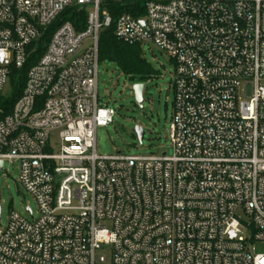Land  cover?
Wrapping results in <instances>:
<instances>
[{
  "label": "built area",
  "instance_id": "2783aa9c",
  "mask_svg": "<svg viewBox=\"0 0 264 264\" xmlns=\"http://www.w3.org/2000/svg\"><path fill=\"white\" fill-rule=\"evenodd\" d=\"M107 2L141 7L113 17ZM71 9L83 27L59 20ZM112 26L175 66L171 154L97 152L117 113L98 92ZM25 68L0 107V161L38 214H9L0 264H264L250 250L264 242V0H0V94Z\"/></svg>",
  "mask_w": 264,
  "mask_h": 264
},
{
  "label": "rangeland",
  "instance_id": "374dc122",
  "mask_svg": "<svg viewBox=\"0 0 264 264\" xmlns=\"http://www.w3.org/2000/svg\"><path fill=\"white\" fill-rule=\"evenodd\" d=\"M143 55L149 65L155 70L154 77L147 79L144 91L143 109L135 103L133 86L135 83L123 72L117 64L110 60L100 61L98 92L100 103L116 108L114 123L99 127L97 130V152L100 155L121 156H151L171 154L172 146L169 137V127L173 116L174 89L173 78L175 66L167 53L153 43L142 46ZM11 80L7 81L0 98L13 96ZM144 130L143 140L135 134V127ZM52 147L56 150L55 142ZM20 169L18 163L9 161L0 172V206L2 207V222L0 228L7 224L12 211L26 218L30 207L38 214V205L19 182ZM249 233L248 230H245ZM252 253L264 254V242H256L250 246Z\"/></svg>",
  "mask_w": 264,
  "mask_h": 264
},
{
  "label": "trees",
  "instance_id": "16d2710c",
  "mask_svg": "<svg viewBox=\"0 0 264 264\" xmlns=\"http://www.w3.org/2000/svg\"><path fill=\"white\" fill-rule=\"evenodd\" d=\"M103 7L107 9L113 17L122 13H131L140 9L141 4L136 3H116L107 2ZM143 9V8H142ZM86 19L84 11L77 12L71 9L62 14L59 20L70 21L77 29L83 27ZM100 61L110 60L117 64L121 72L128 76L133 82L144 83L147 79L155 76V70L149 65L143 55L142 45L128 44L119 40L114 31V27H108L102 30L99 43ZM37 58V57H36ZM34 61L35 62V59ZM31 65V63H29ZM28 68V66H27ZM27 68L24 70H15L11 77V87L13 96L9 98H0V107H11L25 85V75Z\"/></svg>",
  "mask_w": 264,
  "mask_h": 264
},
{
  "label": "water",
  "instance_id": "95a60500",
  "mask_svg": "<svg viewBox=\"0 0 264 264\" xmlns=\"http://www.w3.org/2000/svg\"><path fill=\"white\" fill-rule=\"evenodd\" d=\"M133 92L135 97V103L139 105L143 109V102H144V91H145V84L144 83H135L133 86ZM135 134L139 138L140 141L143 140L144 137V130L142 127L137 126L135 127ZM120 153V151H118ZM4 169V162L0 161V171ZM1 207H0V215H1Z\"/></svg>",
  "mask_w": 264,
  "mask_h": 264
}]
</instances>
